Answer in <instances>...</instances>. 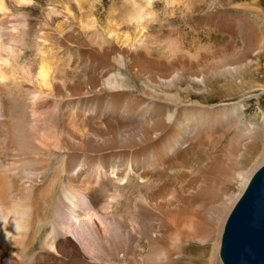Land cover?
<instances>
[{"label": "bare ground", "instance_id": "obj_1", "mask_svg": "<svg viewBox=\"0 0 264 264\" xmlns=\"http://www.w3.org/2000/svg\"><path fill=\"white\" fill-rule=\"evenodd\" d=\"M27 2L0 0V264H223L264 165V0H118L20 61Z\"/></svg>", "mask_w": 264, "mask_h": 264}, {"label": "water", "instance_id": "obj_2", "mask_svg": "<svg viewBox=\"0 0 264 264\" xmlns=\"http://www.w3.org/2000/svg\"><path fill=\"white\" fill-rule=\"evenodd\" d=\"M223 264H264V165L234 207L221 240Z\"/></svg>", "mask_w": 264, "mask_h": 264}, {"label": "rangeland", "instance_id": "obj_3", "mask_svg": "<svg viewBox=\"0 0 264 264\" xmlns=\"http://www.w3.org/2000/svg\"><path fill=\"white\" fill-rule=\"evenodd\" d=\"M117 1L118 0H90L89 4L80 6V4L76 3V0H28L23 9L19 11V13L18 11L16 13V19L22 22L21 28L26 32L24 36L26 45L23 47L20 61L25 60L27 57L31 60L34 57V54L31 55L34 43L52 44L50 40L51 37L49 39V36L54 34V30L58 26L63 28H76L85 23V21L87 22L90 20L89 18H91V20L94 18L93 20H95L100 27L105 28V18L110 12L111 6H114ZM53 7L56 11L58 10L61 12V14H54L52 15L53 17L50 18L47 15ZM88 13L90 14L88 15ZM120 24L122 25V22ZM120 24L119 27L121 26ZM153 25H157V23ZM124 27L126 26L122 25L118 28L116 34L119 36L120 34H125L126 32L123 30L125 29ZM71 28L68 29L70 30Z\"/></svg>", "mask_w": 264, "mask_h": 264}]
</instances>
